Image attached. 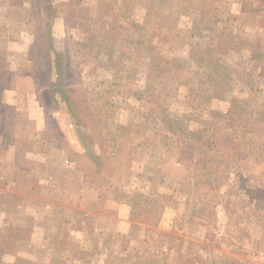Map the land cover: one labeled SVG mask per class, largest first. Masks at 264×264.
Segmentation results:
<instances>
[{
    "label": "rangeland",
    "instance_id": "obj_1",
    "mask_svg": "<svg viewBox=\"0 0 264 264\" xmlns=\"http://www.w3.org/2000/svg\"><path fill=\"white\" fill-rule=\"evenodd\" d=\"M0 264H264V0H0Z\"/></svg>",
    "mask_w": 264,
    "mask_h": 264
},
{
    "label": "trees",
    "instance_id": "obj_2",
    "mask_svg": "<svg viewBox=\"0 0 264 264\" xmlns=\"http://www.w3.org/2000/svg\"><path fill=\"white\" fill-rule=\"evenodd\" d=\"M262 1V0H261ZM202 134V133H201Z\"/></svg>",
    "mask_w": 264,
    "mask_h": 264
}]
</instances>
